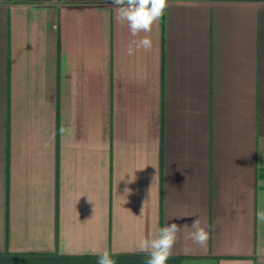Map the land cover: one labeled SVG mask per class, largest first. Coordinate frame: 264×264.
Masks as SVG:
<instances>
[{
  "label": "crops",
  "instance_id": "0c3cea01",
  "mask_svg": "<svg viewBox=\"0 0 264 264\" xmlns=\"http://www.w3.org/2000/svg\"><path fill=\"white\" fill-rule=\"evenodd\" d=\"M143 35L111 0H0V264H147L198 216L167 264H259L264 0H169Z\"/></svg>",
  "mask_w": 264,
  "mask_h": 264
},
{
  "label": "clouds",
  "instance_id": "9594fccd",
  "mask_svg": "<svg viewBox=\"0 0 264 264\" xmlns=\"http://www.w3.org/2000/svg\"><path fill=\"white\" fill-rule=\"evenodd\" d=\"M111 3L115 8L116 20L126 24L133 37H138L141 33L145 34L139 39L130 41L126 49L127 54L131 56L140 49L150 50L153 47V40L149 34L152 32L153 26L164 17L169 7V0H111ZM130 191L125 188V193ZM192 216L197 215L193 214ZM256 217L261 223H264V209L258 210ZM176 218L183 217L177 216ZM211 227L214 229L215 226ZM181 233L184 234V239L190 240L200 247L206 246L210 238L209 227L205 226L203 218L198 216L190 226L188 224L165 223L163 227H158L154 234L139 239L136 250L147 254V264H167ZM184 251H188V249L185 248ZM95 254L97 255V264H117L113 258L114 254L107 249ZM256 255L259 264H264V246L257 250Z\"/></svg>",
  "mask_w": 264,
  "mask_h": 264
}]
</instances>
